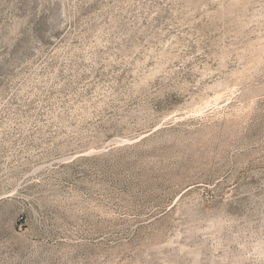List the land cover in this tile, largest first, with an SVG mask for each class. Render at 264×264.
Here are the masks:
<instances>
[{
  "label": "rangeland",
  "instance_id": "obj_1",
  "mask_svg": "<svg viewBox=\"0 0 264 264\" xmlns=\"http://www.w3.org/2000/svg\"><path fill=\"white\" fill-rule=\"evenodd\" d=\"M0 264H264V0H0Z\"/></svg>",
  "mask_w": 264,
  "mask_h": 264
}]
</instances>
